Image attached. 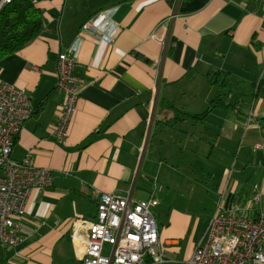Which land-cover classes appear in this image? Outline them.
<instances>
[{
  "label": "crops",
  "instance_id": "1",
  "mask_svg": "<svg viewBox=\"0 0 264 264\" xmlns=\"http://www.w3.org/2000/svg\"><path fill=\"white\" fill-rule=\"evenodd\" d=\"M36 3L42 33L0 61V87L13 85L32 98L33 114L12 158L32 156L53 171V184L32 192L25 220L33 232L21 247L0 246V264H82L85 245L71 239L72 220L95 222L100 195L129 190L135 201H159L164 264H188L208 229L193 219L201 212L189 210L181 192L186 173L207 171L197 160L198 168L179 167L189 153L215 165L229 155L213 195L232 197L252 219L264 215L261 202L254 204L264 197V182L254 186L256 195L252 189L250 207L244 185L225 181L227 163L237 156L243 173L253 152L264 149V0ZM91 19L95 30H82ZM70 48L78 50L77 75L85 85L61 143L54 132L65 95L56 72L59 55ZM216 73L228 74L230 86H212ZM216 99L230 108L194 118ZM80 235L87 238L88 229Z\"/></svg>",
  "mask_w": 264,
  "mask_h": 264
},
{
  "label": "built area",
  "instance_id": "2",
  "mask_svg": "<svg viewBox=\"0 0 264 264\" xmlns=\"http://www.w3.org/2000/svg\"><path fill=\"white\" fill-rule=\"evenodd\" d=\"M9 3L11 0H3ZM97 20L86 22L82 30H95ZM111 40V37H103ZM78 50L70 48L59 55L56 88L65 95L54 135L63 143L76 112L79 93L85 80L77 75ZM33 114L31 95L10 84L0 87V246L18 248L33 232L25 220L26 207L33 191L52 187L53 171L36 166L32 156L22 161L12 158L14 143ZM259 187L254 188L255 195ZM221 196L206 235L194 249L188 264H264V215L250 218L248 209L224 207ZM261 197L254 198L259 206ZM157 198L135 201L127 195L102 194L95 222L78 217L72 220L71 239L82 241V264H164L165 247L160 239L154 209ZM88 229L87 238L80 233ZM109 250L105 255V247Z\"/></svg>",
  "mask_w": 264,
  "mask_h": 264
},
{
  "label": "rangeland",
  "instance_id": "3",
  "mask_svg": "<svg viewBox=\"0 0 264 264\" xmlns=\"http://www.w3.org/2000/svg\"><path fill=\"white\" fill-rule=\"evenodd\" d=\"M230 158L231 157L229 155L215 158V160L217 161V165H215L211 162H207V158L199 159L198 157L192 156L189 153L188 155L183 156L182 163L179 166L184 170L195 169L199 167L198 165H195V161L197 160L198 162H200V164L203 165V168L207 170L202 174L199 171L195 173H186L189 176H186L187 184L186 187L181 190V192L185 195L186 205L187 202H189L187 205L189 210H191L195 214H200L199 212H201V216L199 218L193 219L198 220L199 224L203 228L205 226H209L212 216L216 212L220 203L221 197H215V195H213V191L217 192V185L221 183L224 176L225 163L223 162V160H229ZM256 158L258 159L257 162ZM263 160L264 149L261 151H254L253 155L249 159L247 170H245L243 173H239V170L241 168V159L238 164H236L237 156L233 161L231 160L229 163H227V165L229 166V170L227 172L225 181H231L232 179L233 182L238 181L244 185V189L248 193V196L246 198L247 205L250 207H252L253 205L252 189L255 185L264 182V165L262 163ZM182 181L183 177L179 176V182L181 183ZM176 191L178 192V190ZM231 192L232 191H229V193ZM209 193L211 195H209ZM167 204L172 206L173 201L168 200ZM232 205H234L233 198H228V196L226 198L224 197V207L229 208ZM240 205L243 206L242 204ZM260 206V208L264 212V197H262ZM159 209L160 208H158V211L154 209V214L157 220L158 218H160ZM109 248V246L105 247V255L107 254Z\"/></svg>",
  "mask_w": 264,
  "mask_h": 264
},
{
  "label": "trees",
  "instance_id": "4",
  "mask_svg": "<svg viewBox=\"0 0 264 264\" xmlns=\"http://www.w3.org/2000/svg\"><path fill=\"white\" fill-rule=\"evenodd\" d=\"M44 23V14L36 0H11L9 3L0 0V61L21 52L35 41L41 35ZM230 83L229 75L225 73H216L211 80V85L219 88H226ZM220 107L230 108L216 99L210 109L194 118L205 117Z\"/></svg>",
  "mask_w": 264,
  "mask_h": 264
}]
</instances>
